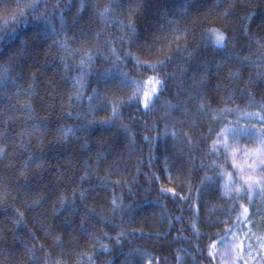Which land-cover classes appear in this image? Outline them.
Here are the masks:
<instances>
[{
	"label": "trees",
	"instance_id": "trees-1",
	"mask_svg": "<svg viewBox=\"0 0 264 264\" xmlns=\"http://www.w3.org/2000/svg\"><path fill=\"white\" fill-rule=\"evenodd\" d=\"M262 21L264 0H0V264H241L258 145H212L261 128ZM116 68L165 81L149 109Z\"/></svg>",
	"mask_w": 264,
	"mask_h": 264
},
{
	"label": "snow or ice",
	"instance_id": "snow-or-ice-1",
	"mask_svg": "<svg viewBox=\"0 0 264 264\" xmlns=\"http://www.w3.org/2000/svg\"><path fill=\"white\" fill-rule=\"evenodd\" d=\"M25 7L35 10L37 5L28 4ZM81 7L83 8V5H81ZM108 11L109 9H105V12H108ZM21 15H23V12L21 13ZM101 15H104V13H101ZM224 15L227 16L228 13L225 12ZM13 19H15V17ZM45 19L47 18L45 17ZM246 19H248L249 21H252L253 17L249 15L246 17ZM262 23H264V21H262ZM132 31L134 32V28L132 29ZM209 32H210V37H211L214 47L218 49H225L227 47L228 38L224 32L217 30V29H211L209 30ZM112 52L113 54H115L114 48L112 49ZM127 55H131V53H128ZM116 59L117 61H119L120 58L117 56ZM133 59L135 60L136 65L138 66H143L144 64H147V66L153 72H156L158 68L164 66V61H159L157 64H150L147 61L141 62L139 59H136L135 57H133ZM89 60H91V57H89ZM107 71L108 73H112V69H109ZM115 75L120 78V83L125 86L129 84L136 85V87H134L133 89L132 97L130 99L139 100L141 103H143V106L146 110L150 108L153 102V97L158 98V94L163 89V86L165 83V81L160 79L158 76H152V77H149L148 80L146 81V85L148 87H140L138 81L129 77L128 73L122 71L120 68L115 69ZM261 109L262 111H264V105L261 106ZM112 111L114 114H116L117 108L113 106ZM254 118L260 122L261 128L259 131L256 129L254 124L251 127L223 129L221 133H218L217 141L213 142L212 150L216 151L217 144L221 143L220 137H223L222 146H223L225 153H227V150L229 148L234 147V145L228 143V136L233 137L237 141V143H239L241 140H247V141L256 143L258 147H256L255 149H252L251 151H248V150L244 151V155L248 156L249 160L251 161V163L248 164V168L251 172H254L256 175L249 176L247 179L241 177V179L243 180V183L247 185V189L249 192H251L254 187H260V193L262 196H264V187H262V185H264V116H260L257 114ZM228 179L230 183L232 180L231 175H229ZM229 183H226L224 187L228 188ZM240 192H241V189H237V194H240ZM241 207L243 209L242 211L243 216L247 217L249 214L248 208H244L242 205ZM119 239H120V234H117L118 242H119ZM212 247H215V245H213ZM238 247L240 248L241 251L244 250L242 244L239 245ZM262 247H264V245H262ZM251 248L252 246L248 245V249L251 250ZM105 251H107V248H105ZM212 255H213L212 251L209 250V256H212ZM226 255L231 257L230 252L226 253ZM244 264H247V262L245 261Z\"/></svg>",
	"mask_w": 264,
	"mask_h": 264
},
{
	"label": "rangeland",
	"instance_id": "rangeland-1",
	"mask_svg": "<svg viewBox=\"0 0 264 264\" xmlns=\"http://www.w3.org/2000/svg\"><path fill=\"white\" fill-rule=\"evenodd\" d=\"M245 228V226H241L240 228ZM247 231H245L244 240L239 244L243 245V251L237 246V250L235 252L236 258L239 260L241 264H244L246 261L247 264H264V227L261 226H250L248 224ZM248 245H251V250L248 249Z\"/></svg>",
	"mask_w": 264,
	"mask_h": 264
},
{
	"label": "bare ground",
	"instance_id": "bare-ground-1",
	"mask_svg": "<svg viewBox=\"0 0 264 264\" xmlns=\"http://www.w3.org/2000/svg\"><path fill=\"white\" fill-rule=\"evenodd\" d=\"M40 11V10H39ZM123 22V21H122Z\"/></svg>",
	"mask_w": 264,
	"mask_h": 264
}]
</instances>
